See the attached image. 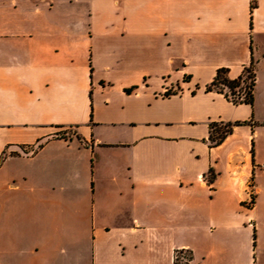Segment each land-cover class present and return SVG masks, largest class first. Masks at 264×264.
Returning <instances> with one entry per match:
<instances>
[{
  "label": "crops",
  "instance_id": "crops-1",
  "mask_svg": "<svg viewBox=\"0 0 264 264\" xmlns=\"http://www.w3.org/2000/svg\"><path fill=\"white\" fill-rule=\"evenodd\" d=\"M0 172V264H264V0H0Z\"/></svg>",
  "mask_w": 264,
  "mask_h": 264
},
{
  "label": "trees",
  "instance_id": "trees-1",
  "mask_svg": "<svg viewBox=\"0 0 264 264\" xmlns=\"http://www.w3.org/2000/svg\"><path fill=\"white\" fill-rule=\"evenodd\" d=\"M248 80L250 82L248 83ZM255 69L254 61L252 60L250 66L246 67L242 75L236 79H231L228 77L227 69H219L216 73L214 80L206 87L207 91L216 90L217 92L224 93L225 96L230 99L234 104L247 103L253 106L254 104V88H255ZM245 92V96L241 99V92ZM169 96V95H167ZM245 122H234V123H224V122H211L210 135L208 138L210 146L220 145L228 135H230L235 126L243 125ZM176 250L179 253L175 257L173 264H191L192 252L187 251L190 255L188 262H183L181 260L182 251Z\"/></svg>",
  "mask_w": 264,
  "mask_h": 264
},
{
  "label": "rangeland",
  "instance_id": "rangeland-1",
  "mask_svg": "<svg viewBox=\"0 0 264 264\" xmlns=\"http://www.w3.org/2000/svg\"><path fill=\"white\" fill-rule=\"evenodd\" d=\"M249 82L250 80H248V83ZM70 131L71 130H67V132ZM1 214L6 216L12 215L11 217L18 220L20 231L23 230V222H25L27 215V194L25 188L17 193L10 192L8 189L0 193V215ZM176 250H181V248H177L175 251ZM26 261V240L24 238L19 241V264H26Z\"/></svg>",
  "mask_w": 264,
  "mask_h": 264
},
{
  "label": "built area",
  "instance_id": "built-area-1",
  "mask_svg": "<svg viewBox=\"0 0 264 264\" xmlns=\"http://www.w3.org/2000/svg\"><path fill=\"white\" fill-rule=\"evenodd\" d=\"M174 92H172L170 89H166L163 93H162V95L163 96H167V95H172ZM240 96H241V99L245 96V92L244 91H242L241 92V94H240ZM251 186V185H250ZM244 204H245V206L246 207H248V208H252L253 207V205H254V194H253V192L250 190V192H249V197H248V199H246L245 201H244ZM183 252H182V257H181V260L183 261V262H188V261H190L189 260V257H190V255H189V253L187 252L188 250L187 249H183L182 250ZM178 254L179 253H176V255H175V253H174V259H175V257H177L178 256Z\"/></svg>",
  "mask_w": 264,
  "mask_h": 264
}]
</instances>
